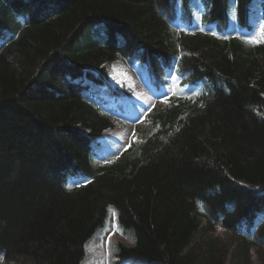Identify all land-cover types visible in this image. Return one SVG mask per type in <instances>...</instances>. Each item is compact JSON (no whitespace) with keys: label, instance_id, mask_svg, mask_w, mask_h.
I'll list each match as a JSON object with an SVG mask.
<instances>
[{"label":"trees","instance_id":"1","mask_svg":"<svg viewBox=\"0 0 264 264\" xmlns=\"http://www.w3.org/2000/svg\"><path fill=\"white\" fill-rule=\"evenodd\" d=\"M260 26L264 0H0V264H84L110 207L119 264H264Z\"/></svg>","mask_w":264,"mask_h":264},{"label":"rangeland","instance_id":"2","mask_svg":"<svg viewBox=\"0 0 264 264\" xmlns=\"http://www.w3.org/2000/svg\"><path fill=\"white\" fill-rule=\"evenodd\" d=\"M264 27L260 26L250 36L257 39L263 37ZM113 78L116 84L131 91L135 103L141 105L136 111H141L152 106L159 94H155L142 85L135 72L129 68L123 59H118L113 64ZM195 88H184L177 80H171V85L166 88V92H172L178 95H186ZM136 123V122H135ZM133 122L119 123L118 128L113 135L118 142V148L110 152V156H117L126 146L132 130ZM220 239L231 245L233 237L220 231ZM136 244L135 232L132 229H126L119 222V213L115 207H110L105 226L98 230L95 236L87 245V257L84 264H119L121 247H133ZM127 264H151L141 260L132 259Z\"/></svg>","mask_w":264,"mask_h":264},{"label":"snow or ice","instance_id":"3","mask_svg":"<svg viewBox=\"0 0 264 264\" xmlns=\"http://www.w3.org/2000/svg\"><path fill=\"white\" fill-rule=\"evenodd\" d=\"M213 34H215V33H213ZM167 93H165V95H166Z\"/></svg>","mask_w":264,"mask_h":264}]
</instances>
